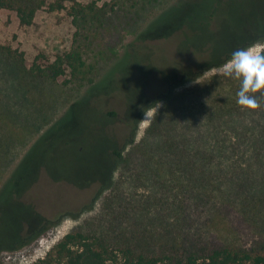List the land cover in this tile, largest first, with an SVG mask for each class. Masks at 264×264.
Masks as SVG:
<instances>
[{"label": "rangeland", "instance_id": "1", "mask_svg": "<svg viewBox=\"0 0 264 264\" xmlns=\"http://www.w3.org/2000/svg\"><path fill=\"white\" fill-rule=\"evenodd\" d=\"M147 1L98 2L109 13L88 32L97 82L85 86L31 70L73 46L67 10L44 5L23 25L0 7V264H31L75 231L150 234L157 253L264 242V93L241 108L225 71L234 50L264 49V0ZM180 132L195 146L191 171L216 177L201 199L194 171L187 180L154 148ZM239 177L250 206L224 197Z\"/></svg>", "mask_w": 264, "mask_h": 264}, {"label": "trees", "instance_id": "2", "mask_svg": "<svg viewBox=\"0 0 264 264\" xmlns=\"http://www.w3.org/2000/svg\"><path fill=\"white\" fill-rule=\"evenodd\" d=\"M66 1L71 2L70 7L66 5ZM99 1L102 0H92L88 3L79 0L50 2L48 0H0V7L15 11L23 25H31L37 10L44 5H47L51 11L67 10V15L76 28L73 46L69 50L56 54L52 61L49 59L40 63L36 61L31 70L34 74L52 81L70 76V81H80V85L85 86L96 85L97 82L95 68L93 64L87 62L86 58L88 32L91 29H102L109 13V10L98 7ZM145 1L147 0H138L137 4ZM148 1L152 3L156 0ZM114 9L115 6L110 8V10ZM1 50L8 55L16 53L4 45L1 46ZM261 52H264V49ZM116 59L120 58H111L107 63ZM179 135L181 139H176L174 135L163 137L160 142L155 143L154 148L157 150L156 153L165 157L159 159L161 163L169 164L170 168L174 167L175 172L180 171L187 180L190 173L194 171L192 174L193 190L198 199H201L208 196L209 184L215 181L216 177L207 173L205 169L194 168L191 171L193 169L191 163L194 164L195 158L191 152L194 145L189 136L186 137L182 132ZM203 149L205 148L197 149L196 147L194 152L202 154ZM117 154L122 158V152L117 151ZM184 155L190 156L185 159ZM201 157L205 158L204 155ZM247 182L245 177H239L237 185L228 182L229 190L224 195L226 201L234 199L250 206L254 199L250 192L247 193ZM5 184L6 186L11 185L8 181ZM185 185H182V191L186 189ZM1 199L0 195V201ZM150 237V234L114 237L106 234H87L81 231L69 232L49 251L46 257L32 264H119V259L123 260L122 264H264V242L259 243L260 245L246 247L234 245L232 241L214 243L212 240H206L204 243L195 242L192 250L180 252L171 247L169 250L157 253L148 244H144Z\"/></svg>", "mask_w": 264, "mask_h": 264}, {"label": "clouds", "instance_id": "3", "mask_svg": "<svg viewBox=\"0 0 264 264\" xmlns=\"http://www.w3.org/2000/svg\"><path fill=\"white\" fill-rule=\"evenodd\" d=\"M225 71L229 77L240 81L237 103L241 108H259L256 94L264 93V52L258 46L236 49L226 63Z\"/></svg>", "mask_w": 264, "mask_h": 264}, {"label": "built area", "instance_id": "4", "mask_svg": "<svg viewBox=\"0 0 264 264\" xmlns=\"http://www.w3.org/2000/svg\"><path fill=\"white\" fill-rule=\"evenodd\" d=\"M24 257H26V255H25V254L23 255V258H24ZM44 257H45V256H42V257H41V258H39V259H43ZM10 258H11V257H10ZM30 258H32V257H30ZM39 259H35V261H31V264H32V263H34V262H36V261H38Z\"/></svg>", "mask_w": 264, "mask_h": 264}]
</instances>
